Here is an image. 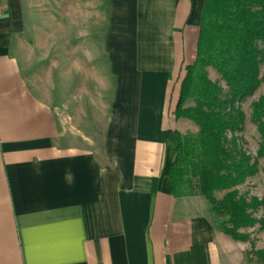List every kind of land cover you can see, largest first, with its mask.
Wrapping results in <instances>:
<instances>
[{"label":"crops","instance_id":"1","mask_svg":"<svg viewBox=\"0 0 264 264\" xmlns=\"http://www.w3.org/2000/svg\"><path fill=\"white\" fill-rule=\"evenodd\" d=\"M25 2L3 0L0 17V264H242L207 200L177 197L169 180L165 131L192 124L174 112L206 0H102L114 90L99 151L65 129L70 102L24 74Z\"/></svg>","mask_w":264,"mask_h":264},{"label":"trees","instance_id":"2","mask_svg":"<svg viewBox=\"0 0 264 264\" xmlns=\"http://www.w3.org/2000/svg\"><path fill=\"white\" fill-rule=\"evenodd\" d=\"M261 63L264 0H206L196 59L184 68L174 112L176 119L192 121L199 131H165L172 152L169 180L174 195L199 193L224 217L221 230L236 241L249 239L240 229L255 226L259 220L253 211L264 208V199L248 198L239 191L258 173V164L235 135L246 119L239 102L254 95L264 82ZM210 67L225 81L226 93L210 78ZM252 118L263 138L257 156L264 160V95L253 102ZM216 192H223V197L216 198ZM256 254L264 262V250Z\"/></svg>","mask_w":264,"mask_h":264},{"label":"rangeland","instance_id":"3","mask_svg":"<svg viewBox=\"0 0 264 264\" xmlns=\"http://www.w3.org/2000/svg\"><path fill=\"white\" fill-rule=\"evenodd\" d=\"M25 1V31L14 42L24 74L36 85L35 89H38L41 97L45 99L50 97L52 102L59 106H62L65 98L67 104L70 102L69 112L73 118L69 120L67 117L65 129L79 134L78 130L81 128L87 136L86 143H91V139L94 140L95 148L99 151L104 139L114 90L108 85L109 83L105 85V76H101L108 73L105 71L108 63L101 50L104 47L109 9L100 6L102 0H86L87 5L84 4L85 0ZM79 60L84 76L78 74L76 70L79 68ZM94 64L97 68H94ZM70 65L74 71L70 85L64 87L63 73ZM263 70L264 63H261V74ZM208 73L213 81L220 83L226 93L227 86L221 75L211 67L208 68ZM84 77L86 85L76 87L78 81L83 80ZM262 95H264V82L254 95L239 102L246 119L243 130L235 134L253 161L258 164V173L239 186V191L248 198L259 199H264V160L258 158L257 152L263 143V138L253 121L252 113L253 102ZM190 122L192 124L185 132L197 133L199 127ZM79 140L82 145V138ZM196 192L198 193L197 189ZM223 194L216 192V198L221 199ZM196 195L201 196L199 193ZM201 199L205 198L202 196ZM207 203L213 211L214 206L208 201ZM253 214L259 222L253 227L240 229L249 234V239L235 240L237 246L232 253L236 259H241L242 264H264L256 254L258 250H264V225H262L264 208L254 210ZM214 217L218 222L224 218L220 214Z\"/></svg>","mask_w":264,"mask_h":264},{"label":"built area","instance_id":"4","mask_svg":"<svg viewBox=\"0 0 264 264\" xmlns=\"http://www.w3.org/2000/svg\"><path fill=\"white\" fill-rule=\"evenodd\" d=\"M5 10L4 4H3V0H0V17L3 15Z\"/></svg>","mask_w":264,"mask_h":264}]
</instances>
